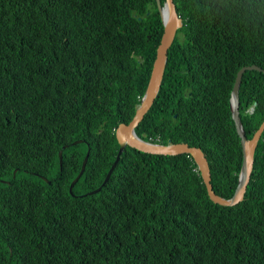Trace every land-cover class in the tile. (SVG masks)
I'll return each instance as SVG.
<instances>
[{
	"label": "trees",
	"instance_id": "trees-1",
	"mask_svg": "<svg viewBox=\"0 0 264 264\" xmlns=\"http://www.w3.org/2000/svg\"><path fill=\"white\" fill-rule=\"evenodd\" d=\"M174 2L184 24L136 132L200 147L231 198L243 164L231 94L243 66L264 69V0ZM163 33L157 0H0V264H264V132L234 206L210 198L187 153L128 146L102 185ZM240 116L252 138L261 70L243 74Z\"/></svg>",
	"mask_w": 264,
	"mask_h": 264
},
{
	"label": "water",
	"instance_id": "water-1",
	"mask_svg": "<svg viewBox=\"0 0 264 264\" xmlns=\"http://www.w3.org/2000/svg\"><path fill=\"white\" fill-rule=\"evenodd\" d=\"M158 8L161 14V18L164 24V33L162 39L157 48L156 59L153 64L150 80L146 89V92L137 105L136 113L133 119L128 123H121L116 129V137L120 145L117 157L108 171V174L105 178L104 185L111 177L115 168L120 162L121 155L123 154L126 147L130 146L141 150L143 152L152 153V154H168V155H178L187 153L192 155L196 161L198 168L201 172L203 180L207 186L208 194L210 198L218 204L224 206H234L244 200L245 193L247 191L248 184L251 179V175L254 168L255 161V152L259 143V140L262 137L264 132V121L255 132L252 138H248L246 131L243 126V122L240 116V87L242 83V77L246 70H261L264 72V69L257 65H246L243 66L237 73L236 80L233 86L231 94V111L232 117L235 121L237 132L241 138V143L243 147V164L239 174V181L234 195L231 198H225L215 192L212 184L211 169L208 162V159L204 151L200 147L190 146L188 143H172L171 140L167 144L155 143L153 141H147L142 139L136 132L137 126L144 119L145 115L148 113L152 107L158 93L160 91L163 77L165 74L166 64L168 60V53L171 45L174 42V39L177 35L178 29L183 27V19L179 16L174 0H165L162 4L161 0H157ZM82 140H77L74 144L81 142ZM60 162L63 160L62 150L59 152ZM89 159V151L86 155L82 168L77 175V177L72 181L70 186V191H72L74 184L80 179L83 175L87 162ZM62 165V164H61ZM17 170L14 171V174ZM45 180L46 177L43 176ZM102 187H99L93 190L91 193L100 191Z\"/></svg>",
	"mask_w": 264,
	"mask_h": 264
},
{
	"label": "rangeland",
	"instance_id": "rangeland-1",
	"mask_svg": "<svg viewBox=\"0 0 264 264\" xmlns=\"http://www.w3.org/2000/svg\"><path fill=\"white\" fill-rule=\"evenodd\" d=\"M158 143V142H157ZM47 178V177H46ZM45 180V179H44ZM45 181H47V182H50V180L47 178V180H45Z\"/></svg>",
	"mask_w": 264,
	"mask_h": 264
}]
</instances>
